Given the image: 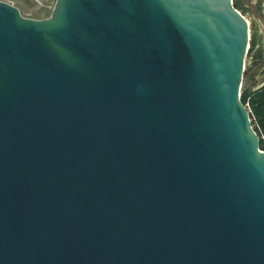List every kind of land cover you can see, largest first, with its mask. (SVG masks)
Segmentation results:
<instances>
[{"label": "water", "instance_id": "95a60500", "mask_svg": "<svg viewBox=\"0 0 264 264\" xmlns=\"http://www.w3.org/2000/svg\"><path fill=\"white\" fill-rule=\"evenodd\" d=\"M263 69L238 0H0V264H264Z\"/></svg>", "mask_w": 264, "mask_h": 264}, {"label": "trees", "instance_id": "16d2710c", "mask_svg": "<svg viewBox=\"0 0 264 264\" xmlns=\"http://www.w3.org/2000/svg\"><path fill=\"white\" fill-rule=\"evenodd\" d=\"M245 85L242 82L240 89V100L248 106L251 124L258 134L259 147L264 150V84L258 88H253L248 75H246Z\"/></svg>", "mask_w": 264, "mask_h": 264}, {"label": "rangeland", "instance_id": "374dc122", "mask_svg": "<svg viewBox=\"0 0 264 264\" xmlns=\"http://www.w3.org/2000/svg\"><path fill=\"white\" fill-rule=\"evenodd\" d=\"M2 1H6L15 5L20 10V13L23 16L36 18V19L43 18L44 16H49L50 11L48 10V7L54 5L55 2V0H2ZM38 1L40 2V4L38 3ZM260 2L261 0H255V4L251 5L248 0H238V3L244 7L245 11H246V6H250L253 13L260 20L262 29L264 31V19L259 15V8H258ZM246 69L248 73H250V69L248 68L247 62H245V70ZM242 82L245 85L246 78H243Z\"/></svg>", "mask_w": 264, "mask_h": 264}, {"label": "flooded vegetation", "instance_id": "af4514ba", "mask_svg": "<svg viewBox=\"0 0 264 264\" xmlns=\"http://www.w3.org/2000/svg\"><path fill=\"white\" fill-rule=\"evenodd\" d=\"M261 3H262V0H261V2L259 3V6H258V8H259V15L264 19V16L261 14ZM251 5H254L255 4V2L254 3H250ZM248 7H250V6H248ZM263 75H264V69L262 70V72L260 73V78L262 79V78H264L263 77ZM260 80L258 79L257 81H256V83H258Z\"/></svg>", "mask_w": 264, "mask_h": 264}, {"label": "built area", "instance_id": "2783aa9c", "mask_svg": "<svg viewBox=\"0 0 264 264\" xmlns=\"http://www.w3.org/2000/svg\"><path fill=\"white\" fill-rule=\"evenodd\" d=\"M38 3L40 4V2L38 1ZM41 6H43V5H41ZM52 8H53V5H51V6H49L48 7V10L49 11H51L52 10ZM46 17H48V16H44L43 18H46ZM246 106V105H245ZM246 108L248 109V111H249V108H248V106H246ZM262 151H264V150H262Z\"/></svg>", "mask_w": 264, "mask_h": 264}, {"label": "crops", "instance_id": "0c3cea01", "mask_svg": "<svg viewBox=\"0 0 264 264\" xmlns=\"http://www.w3.org/2000/svg\"><path fill=\"white\" fill-rule=\"evenodd\" d=\"M263 77H264V75H263ZM259 85H260V82L255 83V84L253 85V88H258Z\"/></svg>", "mask_w": 264, "mask_h": 264}]
</instances>
